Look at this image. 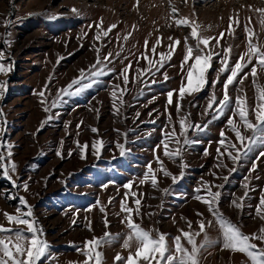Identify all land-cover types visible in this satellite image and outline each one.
<instances>
[{"label": "rangeland", "instance_id": "1", "mask_svg": "<svg viewBox=\"0 0 264 264\" xmlns=\"http://www.w3.org/2000/svg\"><path fill=\"white\" fill-rule=\"evenodd\" d=\"M260 8H264V0H0V52L3 53L0 63L11 68L6 74L0 73V81L6 82L0 97V129H3L0 141L4 145L0 150L7 157L8 145L13 146L10 162L18 167L10 175L20 185L14 186L0 169V225L25 227L10 225L4 216L5 212L16 214L18 207L26 212L19 200L24 197L51 246L41 264H84L86 257L77 247L83 249L86 240L102 237L106 231L114 237L119 234V239L98 249L103 253V264H121L115 261L116 255L127 257L137 246L135 241L131 249L122 246L129 232L122 223L126 215L121 210L122 202L133 208V219L144 229L167 234L170 247L173 238L182 235L181 229L189 230L188 221L195 231L201 219L205 221L208 237L219 240L222 233L216 217L194 198L196 189H201L203 196L211 185L212 191L221 193L220 211L245 234L258 233L264 228V220L256 216L264 195V156L259 155L264 147L256 145L247 157L233 163L225 150L227 141L225 146L219 143L223 131L239 147L227 123L237 96L246 98L249 118L254 120L252 110L258 93L250 74L252 65L229 86L232 105L223 115L205 111L213 94L217 104L223 98V83L230 74L219 72L224 49L231 46L230 68L247 51L246 23L258 37L253 42L264 47L262 14L256 11ZM237 16L239 27L235 23ZM181 18L198 24V32L204 37L219 38L224 33L219 47L215 46V39L209 44V49L221 56L213 57L207 85L200 92L185 94L182 100L179 89L182 83H187V65L181 71L186 54L184 42L186 37L188 44L194 45L195 41L190 27L177 25L176 20ZM111 25L116 27L105 36L103 33ZM175 40L180 44L175 45ZM169 44L174 45L175 51L160 67L159 54H167ZM154 46L156 55L152 53ZM109 53L111 56L105 61ZM145 53L153 63L150 71L141 72L149 69L148 61L143 58ZM97 56L103 62L97 68L106 65L107 74L94 78L98 82L79 95H65L58 100L60 90L78 78L81 69L87 72ZM125 68H128L127 85L120 75ZM110 69L114 71L109 72ZM257 72L256 84L264 87V70L258 68ZM244 73H249L247 79L238 83ZM113 91H116L115 108ZM40 92H44V103L38 95ZM169 92H173L171 105L167 103ZM181 117L203 129L188 131V139L194 141L188 145L179 136ZM234 119L240 124L238 116ZM173 127L180 139L179 145L169 140L170 150L180 149V155L174 159L164 155V137ZM93 128L98 131L93 132ZM241 131L251 134L243 128ZM99 141L102 145L97 144L94 149L93 143ZM78 144L87 148L82 152ZM118 144L125 150L123 155ZM218 148L224 155H219ZM157 156L178 177L176 183L160 170ZM149 165L155 173L157 187L152 186L151 178L144 181ZM24 183L28 184L27 191L22 187ZM129 184L130 188L125 187ZM245 192L243 209L233 207L231 202L245 197ZM136 199L141 201L139 216L135 214ZM105 217L109 223L107 229ZM152 235L156 236V232L152 231ZM203 241L201 234L197 243ZM182 243L190 249L183 237ZM200 262L250 264L244 254L222 249L219 243L202 250ZM89 264H94V260Z\"/></svg>", "mask_w": 264, "mask_h": 264}, {"label": "snow or ice", "instance_id": "2", "mask_svg": "<svg viewBox=\"0 0 264 264\" xmlns=\"http://www.w3.org/2000/svg\"><path fill=\"white\" fill-rule=\"evenodd\" d=\"M73 11H76L73 9ZM256 11L262 14L260 23L264 26V8L257 9ZM173 12H176V9H173ZM251 18L249 17V22ZM176 23L178 26L183 25L190 27L191 38L195 41L194 45L188 44V38H185V48L186 54L181 62V71H184L185 65H187L186 72V80L187 83H182L179 89V97L182 100L185 94L191 95L196 92H200L205 85H207V73L209 69L212 67V60L214 56H221L220 53L214 52L209 49V44L212 39L216 40V47L220 46V39L224 37V33H220L219 38L213 37H204L198 32L199 25L190 21L187 18L177 19ZM236 26L239 27V18H236ZM102 24V20H101ZM116 25H111L110 28L105 31L103 34L106 36L108 32L115 28ZM99 28V26H98ZM230 34L232 30V24L229 25ZM244 30L248 33V44L246 53L242 54L239 57L233 67H229V59L231 53V46H228L224 49V55L221 56L219 63L222 67L219 68V72H228L230 73L227 76V79L223 83V98L219 100L217 104V97L213 94L207 104V108L205 111H213L215 115H223L225 110L229 109L232 105V98L228 94V88L233 83L237 82L236 78L240 75V73L244 72V69L249 65H252L250 69V74L253 77V83L256 85L257 89V104L255 108L252 110V114L254 116V120L249 118V109L247 105V101L245 97L237 96L235 99V107L232 111V115L228 118L227 123L230 126V131L235 134L236 141L239 142V147H237L236 143H233L229 140L225 133L221 132L222 139L219 141L221 146H225V142L227 141L226 151L228 158L233 161V163L238 162L242 157H247L248 154L253 150L256 145H260L264 147V87L256 84L258 72L257 69L264 70V47H261L258 43L253 42L254 39H258L253 30L246 23L244 25ZM97 39L100 38L99 32L97 34ZM128 37H125L127 39ZM171 40L172 38L169 37ZM175 45H179L180 41L175 40ZM157 44H160V40H157ZM145 47L147 48V41H145ZM169 52L167 54L160 53L159 54V66L163 67V62L165 60H170L173 52L175 51V47L173 44L168 45ZM205 49H209L205 52ZM153 55H156V47L152 48ZM194 53H197L194 55ZM111 56V53L105 57V61ZM247 57V59H245ZM143 58L148 61L149 69L140 70L141 72L150 71L152 67V60L148 58L147 53L143 55ZM3 59V53L0 52V60ZM253 59H255V64H253ZM192 61L189 64V61ZM103 62L100 60L99 56H97L96 63L85 72L84 69L80 70V75L78 78H74L66 88L60 90V96L57 98L62 99L63 96H71V95H79L81 92L86 90L89 87H92L93 83H97L98 80L94 78H99L106 75V65L97 68V65H102ZM129 68L131 65L128 66ZM95 69V70H94ZM11 70L10 67L6 68L3 63H0V73H7ZM109 72L114 70H108ZM128 68H125L121 72V76L123 77L124 84L127 85L129 83V78L127 73ZM249 73H244V76L238 81V83H243L244 79H247ZM167 74L165 73V80H167ZM86 80H91L92 83H84ZM155 81H153L154 83ZM217 81H213L216 83ZM6 82L0 81V97L3 96V90L5 88ZM118 87V86H117ZM74 89V91H73ZM121 91V96L123 95V89ZM38 95L42 98L41 102L44 103V92H40ZM113 107H116V91H113ZM172 96L173 92L168 93L167 103L169 105L172 104ZM123 103L122 99L120 101ZM216 104V107L213 108V105ZM53 107L56 106V102H53ZM45 112L49 111L46 107L44 109ZM118 111V110H117ZM177 113L181 111V107L178 104ZM2 112V110H0ZM139 115V114H137ZM190 115V114H189ZM239 117L240 124L235 122V117ZM169 123H171V114H169ZM51 119V117H49ZM187 117H181L179 120L180 125V133L179 136H183V143L185 145L191 144L194 141L188 139L187 133L191 129L192 131H200L203 130L199 124L186 123ZM46 123L45 122H42ZM241 128L245 129L247 132L251 133L250 135H245L244 132L241 131ZM3 131V129H0ZM93 132H97L98 130L93 128ZM169 140H172L175 144H180V139L177 136L175 131V127L172 128L170 133H166L164 137V155L174 159L175 157L180 155V149L177 147L175 150L169 149ZM78 143V142H77ZM97 144L102 145V141L94 142L93 148H97ZM79 146V144H78ZM121 149V154H124V148L122 145H117ZM4 145L2 141H0V149H3ZM12 145H8L7 157L4 152L0 150V169H2V175L6 177L14 186L19 187L20 185H16V181L12 178L10 173L16 172L18 165L15 162L11 161V156L13 155L11 149ZM81 147V151L83 152L84 148H87V145L79 146ZM228 149H231L229 151ZM219 155H224V153L220 152V149H217ZM235 153V154H233ZM59 154V153H58ZM207 154V153H205ZM71 155V153H69ZM260 156H264V151L259 153ZM83 158V157H82ZM259 157H257L258 159ZM158 164L160 165V170L163 172L165 176H169L172 178L173 183H176L178 177L170 173L163 164V161L160 160L159 156L156 157ZM9 161V162H6ZM226 167V165H221ZM256 168L255 161L253 162L252 170L254 171ZM235 169H231L230 171H234ZM183 173H181V178ZM151 178L152 186L157 187V179L154 171L151 166H148V172L145 174L144 181H147ZM227 179V177H224ZM144 181H141L142 183ZM25 191L28 190V184L24 183L22 185ZM125 187H131V185H125ZM215 187L220 188L222 185H216ZM247 189V184L244 185ZM166 191V190H165ZM201 189L195 190L194 198L202 203H204L209 212L212 213L219 224V228L222 233V237L217 241H212L206 232V224L203 219L200 220L198 230H192L191 221H188V231L183 229L180 230L182 235H177L173 238V246L170 247L167 243V234L160 233L159 230H146L142 227L140 223H136L133 219V208L128 207L124 202L121 203V210L126 214L125 219L122 223H125L129 232L126 234V238L123 242V247L125 249H131L132 242H136V250L135 252H129L127 257H124L120 254H117L115 257V261L121 262V264H201L200 262V254L202 250L207 249L208 247H214L217 243L222 246V249H227L232 251L233 253L244 254L250 264H264V246H258L255 241H259L261 244H264V228H261L258 233L254 234H245L242 229L231 219L227 218L219 209V200L221 193L220 191H212V186L208 185L206 188V194L200 195ZM135 195V194H133ZM247 197V192H245V197L238 198V200H233L231 202L232 206L242 210L243 199ZM15 199V197H12ZM20 205L27 208V211H23L21 207L16 209V214L4 213L5 219L8 221L10 225L20 226L23 225L25 227H4V225H0V264H41L42 259H46L49 255L50 244L44 238V230L42 226L39 225L38 220L35 218L33 214V209L30 205L27 204V200L24 197H20ZM239 201V202H238ZM141 201L139 199L135 200V214L139 216V206ZM90 210V209H89ZM101 211H104L101 208ZM198 216L202 217V213H197ZM256 216L261 220H264V195L261 196L259 205L256 208ZM209 222V226H210ZM105 228L109 227V223L105 217L104 220ZM89 231H91V222L88 224ZM152 231L156 232V236L152 235ZM203 234L204 241L200 244L197 243V238ZM182 237L187 241V244L190 245V249L185 247L184 243H182ZM114 239H119V234H116L115 237L113 234L109 232H105L102 237H93L90 240H86L84 242L83 249L77 247V251H82V254L86 257L84 264H89V261L94 260V264H103V253L98 251V249L105 245L114 241ZM74 247H76L74 245Z\"/></svg>", "mask_w": 264, "mask_h": 264}, {"label": "crops", "instance_id": "3", "mask_svg": "<svg viewBox=\"0 0 264 264\" xmlns=\"http://www.w3.org/2000/svg\"><path fill=\"white\" fill-rule=\"evenodd\" d=\"M236 254H239V253H236Z\"/></svg>", "mask_w": 264, "mask_h": 264}]
</instances>
